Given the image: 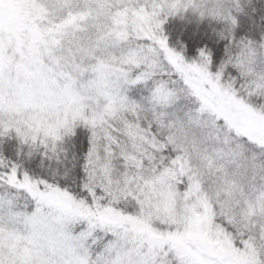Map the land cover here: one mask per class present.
I'll return each mask as SVG.
<instances>
[{
  "label": "snow or ice",
  "instance_id": "1",
  "mask_svg": "<svg viewBox=\"0 0 264 264\" xmlns=\"http://www.w3.org/2000/svg\"><path fill=\"white\" fill-rule=\"evenodd\" d=\"M242 0H0V264H264V31ZM190 14L217 57L165 34ZM77 151L79 154H77Z\"/></svg>",
  "mask_w": 264,
  "mask_h": 264
},
{
  "label": "trees",
  "instance_id": "2",
  "mask_svg": "<svg viewBox=\"0 0 264 264\" xmlns=\"http://www.w3.org/2000/svg\"><path fill=\"white\" fill-rule=\"evenodd\" d=\"M242 4L247 5L245 0ZM264 0L261 4H255L249 9L244 16L241 17L242 25L237 30L236 36L248 35L255 37L258 33L264 31ZM165 34L169 37L170 43L175 44L177 41L184 43L189 54L194 52L196 47L207 46L212 49L214 55L221 56L227 40L220 39L215 34L217 25L209 26L207 21L199 22L190 14H186L184 19L169 18L166 23ZM27 149L18 144L15 137L0 139V155L12 162L21 164L24 168L36 172L46 170L48 162L44 161V168H40L41 157L34 154L27 157L25 153ZM77 154L79 152L77 151Z\"/></svg>",
  "mask_w": 264,
  "mask_h": 264
},
{
  "label": "clouds",
  "instance_id": "3",
  "mask_svg": "<svg viewBox=\"0 0 264 264\" xmlns=\"http://www.w3.org/2000/svg\"><path fill=\"white\" fill-rule=\"evenodd\" d=\"M249 2H251V4L253 6H255V4H261L262 3V0H245V3L248 4ZM264 6V5H262ZM262 35H264V33H262Z\"/></svg>",
  "mask_w": 264,
  "mask_h": 264
}]
</instances>
